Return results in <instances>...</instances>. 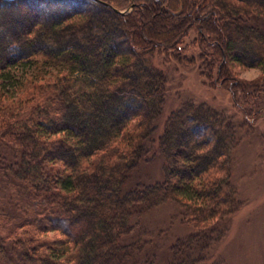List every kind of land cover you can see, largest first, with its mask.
I'll list each match as a JSON object with an SVG mask.
<instances>
[{
    "label": "trees",
    "instance_id": "1",
    "mask_svg": "<svg viewBox=\"0 0 264 264\" xmlns=\"http://www.w3.org/2000/svg\"><path fill=\"white\" fill-rule=\"evenodd\" d=\"M156 54L199 61L254 113L264 77L249 88L234 74L264 72V0H0L2 264H131L144 257L134 220L168 203L191 232L145 264H225L214 246L241 203L237 135L219 112L173 113L157 141L164 181L129 186L165 111Z\"/></svg>",
    "mask_w": 264,
    "mask_h": 264
},
{
    "label": "rangeland",
    "instance_id": "2",
    "mask_svg": "<svg viewBox=\"0 0 264 264\" xmlns=\"http://www.w3.org/2000/svg\"><path fill=\"white\" fill-rule=\"evenodd\" d=\"M30 19L31 16L25 15L23 20L27 22ZM142 31L148 35L151 33V27L143 26ZM198 52V49L191 48L186 55L191 57ZM164 59L163 55L156 54L151 61L154 67L168 77L165 111L158 125L160 126L158 135L149 145L148 159L132 173L129 186L134 188L139 184L155 185L164 181L165 160L159 152L157 141L159 142L161 138L165 121L173 113L190 102L219 112L237 135L232 175L241 207L228 222L226 237L214 246L212 260H219L225 264H264V95L256 104L248 107L256 111L254 113L247 111L246 115L239 105L240 102L233 100L231 93L220 86H212L201 76L199 61L195 60V64H190L187 60L178 64ZM234 76L248 82L249 88H253L255 83L264 77V72L260 69L237 68ZM252 94L253 92H248L246 100L253 98ZM6 152L0 145V159L4 153L9 157V153ZM180 209L175 203L163 204L144 213L140 220L139 218L134 220L137 230L132 239L143 244L139 246L144 248V257L140 259L133 257L131 264H145L146 260L155 256L159 259L167 257L169 254L167 246L171 247L178 238H184L191 232L190 227L182 223ZM139 229H142L140 233L137 232ZM147 254L152 256H146Z\"/></svg>",
    "mask_w": 264,
    "mask_h": 264
},
{
    "label": "water",
    "instance_id": "3",
    "mask_svg": "<svg viewBox=\"0 0 264 264\" xmlns=\"http://www.w3.org/2000/svg\"><path fill=\"white\" fill-rule=\"evenodd\" d=\"M94 1H98V2H100V0H94ZM132 9V8H131ZM118 13H120V14H125V13H128V12H124V11H119V10H116ZM130 12V11H129Z\"/></svg>",
    "mask_w": 264,
    "mask_h": 264
}]
</instances>
